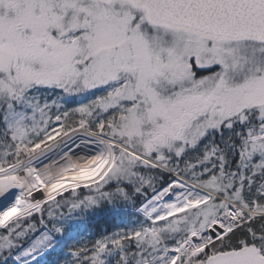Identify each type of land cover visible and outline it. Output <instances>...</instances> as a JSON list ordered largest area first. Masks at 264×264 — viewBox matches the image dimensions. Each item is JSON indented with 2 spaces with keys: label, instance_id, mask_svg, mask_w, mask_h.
Masks as SVG:
<instances>
[{
  "label": "snow or ice",
  "instance_id": "1",
  "mask_svg": "<svg viewBox=\"0 0 264 264\" xmlns=\"http://www.w3.org/2000/svg\"><path fill=\"white\" fill-rule=\"evenodd\" d=\"M0 264H264V0H0Z\"/></svg>",
  "mask_w": 264,
  "mask_h": 264
},
{
  "label": "trees",
  "instance_id": "2",
  "mask_svg": "<svg viewBox=\"0 0 264 264\" xmlns=\"http://www.w3.org/2000/svg\"><path fill=\"white\" fill-rule=\"evenodd\" d=\"M117 212H123V210H118ZM120 219H123V218H116L114 219L113 221H109L107 223H101V225L99 227L101 228H108L109 230L113 229L114 227H122L124 226V224H121L119 222ZM87 227H92L91 225H86Z\"/></svg>",
  "mask_w": 264,
  "mask_h": 264
},
{
  "label": "rangeland",
  "instance_id": "3",
  "mask_svg": "<svg viewBox=\"0 0 264 264\" xmlns=\"http://www.w3.org/2000/svg\"><path fill=\"white\" fill-rule=\"evenodd\" d=\"M118 210H123V209H117V211H118ZM119 222H120L121 224H124V219H120ZM86 230H87V226L85 225V231H86Z\"/></svg>",
  "mask_w": 264,
  "mask_h": 264
},
{
  "label": "bare ground",
  "instance_id": "4",
  "mask_svg": "<svg viewBox=\"0 0 264 264\" xmlns=\"http://www.w3.org/2000/svg\"><path fill=\"white\" fill-rule=\"evenodd\" d=\"M75 158V157H74Z\"/></svg>",
  "mask_w": 264,
  "mask_h": 264
}]
</instances>
